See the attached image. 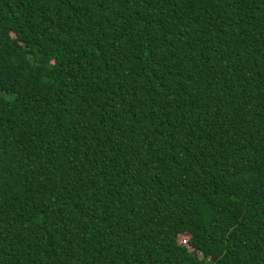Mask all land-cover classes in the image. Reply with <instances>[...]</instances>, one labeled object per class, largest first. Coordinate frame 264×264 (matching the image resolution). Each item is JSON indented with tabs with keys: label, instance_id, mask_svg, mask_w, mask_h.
Here are the masks:
<instances>
[{
	"label": "trees",
	"instance_id": "16d2710c",
	"mask_svg": "<svg viewBox=\"0 0 264 264\" xmlns=\"http://www.w3.org/2000/svg\"><path fill=\"white\" fill-rule=\"evenodd\" d=\"M0 264H264V0H0Z\"/></svg>",
	"mask_w": 264,
	"mask_h": 264
},
{
	"label": "rangeland",
	"instance_id": "374dc122",
	"mask_svg": "<svg viewBox=\"0 0 264 264\" xmlns=\"http://www.w3.org/2000/svg\"><path fill=\"white\" fill-rule=\"evenodd\" d=\"M179 241H180L181 243L186 244L187 237L182 235V236L179 237Z\"/></svg>",
	"mask_w": 264,
	"mask_h": 264
}]
</instances>
